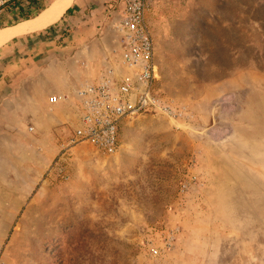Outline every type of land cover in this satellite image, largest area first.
Listing matches in <instances>:
<instances>
[{"label":"rangeland","instance_id":"1","mask_svg":"<svg viewBox=\"0 0 264 264\" xmlns=\"http://www.w3.org/2000/svg\"><path fill=\"white\" fill-rule=\"evenodd\" d=\"M82 10L20 37L16 90L37 87L39 102L97 75L113 16L88 29L89 55L61 52L72 26H92ZM25 19L16 8L0 26ZM148 22L158 86L180 114L126 121L116 153L67 146L74 117L50 128L25 93L18 114L2 106L0 264H264V0H154Z\"/></svg>","mask_w":264,"mask_h":264},{"label":"built area","instance_id":"2","mask_svg":"<svg viewBox=\"0 0 264 264\" xmlns=\"http://www.w3.org/2000/svg\"><path fill=\"white\" fill-rule=\"evenodd\" d=\"M19 0H0V13L17 8ZM27 0L20 2L21 6ZM154 0H112L108 15L114 18L117 39L103 59L99 72L75 90L77 125L67 146L91 145L111 155L120 147L123 124L145 113L176 117L179 111L158 86L155 43L148 13ZM65 96L52 95L51 103ZM157 253V250H154Z\"/></svg>","mask_w":264,"mask_h":264},{"label":"crops","instance_id":"3","mask_svg":"<svg viewBox=\"0 0 264 264\" xmlns=\"http://www.w3.org/2000/svg\"><path fill=\"white\" fill-rule=\"evenodd\" d=\"M111 2L112 0H73L72 4L65 9V11L61 14L58 20L66 19L65 15H68V14H70L69 16L76 18V14H79L82 9H83L82 12L85 11V8L88 5L90 6V3H91V7H92L91 12L93 13L92 17H90V15L84 14L82 18H85V19L91 18L90 20H91L92 26L85 25L82 28L86 31L85 35L81 37L75 36L76 37L75 38L73 34L76 33V26H72L70 23L69 25L72 26V28H74V30H72L74 33L72 34L73 36L69 34L67 35V37H65L61 41V52L62 53H65V52L69 53L70 49H74L76 52L75 53L76 55L82 54V56H84L85 53L89 55V53L93 52V49L96 47L98 41L96 40L95 37L92 39L88 38V40H86L87 39L86 33L88 32V29L90 30V28H92V31L94 32H98L99 30H102V28H104L105 24L108 21L107 17H108V11H109V6L111 5ZM68 9H70L69 12L67 11ZM102 10L104 11L103 15L97 14V13L102 12ZM14 11H16V8L5 10L4 12L13 13ZM72 13H76V14L72 15ZM58 20H56L55 22H57ZM71 21H74V20H71ZM17 23L15 21L14 23L9 24L7 26H0V30L7 28V27H12L13 25ZM43 29H40V30H43ZM80 32L83 33L84 31L81 30ZM27 34H30L31 36V33H27ZM27 34L12 36L10 39L0 44V66H1L0 68V106H1L0 116L5 109L2 106L6 104L12 105L14 107L13 108L14 113L18 114L20 112V109L24 107V101L22 100L21 96H23V94L25 93L24 95L26 96V98H28L29 107L32 108L33 111H35L36 108H39V106H42V104L45 105V108H47L48 110H51V112L45 116L50 128L51 127L54 128V126L61 124V122H63L66 119V116H68V114H71L74 117V120H76L77 119L76 104H74L75 107H73L71 106V102H74V103L75 101L77 102L75 90L80 86V84L84 80L80 83L77 82L76 86L72 87L73 88L72 90H71V87L66 89L67 86H61V87H58L55 85L47 86L46 88L47 94L43 96L42 98H40L39 102L37 100V94H36L37 87L31 88L33 86H29V88H27V90L24 89L23 92L20 91L19 89L16 90V67L21 65L22 62L20 61L26 60V59H23L21 56H19L18 53L16 52L18 49H20V46H21L22 40H19L20 37H24ZM73 39H76V40H73ZM73 74L74 76H76L75 79L77 81L81 79V74L79 73V71L77 70L76 72L73 71ZM7 75L9 76V78H6ZM10 86L12 88H10ZM65 91L67 92L71 91V93L69 92L70 93L69 94V93H66ZM52 95H61L65 97L63 100L59 102L51 103L49 101V97ZM54 112H56V114ZM35 117L36 116H34L33 119H35ZM17 122H18V118L16 119V123Z\"/></svg>","mask_w":264,"mask_h":264},{"label":"bare ground","instance_id":"4","mask_svg":"<svg viewBox=\"0 0 264 264\" xmlns=\"http://www.w3.org/2000/svg\"><path fill=\"white\" fill-rule=\"evenodd\" d=\"M72 2L73 0H53L47 8L42 10L35 17L20 21L12 27L1 29L0 44L10 39L12 36L32 33L49 26L59 19L61 14Z\"/></svg>","mask_w":264,"mask_h":264},{"label":"trees","instance_id":"5","mask_svg":"<svg viewBox=\"0 0 264 264\" xmlns=\"http://www.w3.org/2000/svg\"><path fill=\"white\" fill-rule=\"evenodd\" d=\"M22 0H19L18 2H16V6H17V10L19 12V15L20 17H24V18H29L30 15L26 14V15H23V6L20 5V2ZM28 1V7H31L32 5H35L36 4V0H27ZM37 7V6H36ZM39 8V7H38ZM68 12L70 11V9L67 10Z\"/></svg>","mask_w":264,"mask_h":264}]
</instances>
